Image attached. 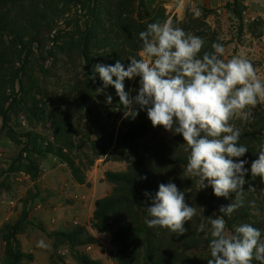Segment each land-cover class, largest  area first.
I'll return each mask as SVG.
<instances>
[{
	"label": "rangeland",
	"instance_id": "obj_1",
	"mask_svg": "<svg viewBox=\"0 0 264 264\" xmlns=\"http://www.w3.org/2000/svg\"><path fill=\"white\" fill-rule=\"evenodd\" d=\"M86 1L8 0L6 3L5 8L9 11L6 12L7 18L17 23L25 40H29L36 29H39L40 33L36 36L38 47L34 48L25 59L24 70L19 74L23 82L29 76L32 77L38 91L33 95H24L28 86L25 82L19 100L6 107V126H2L0 118V261L5 245L2 235L10 234L15 238L17 246L32 257L30 261L26 259L23 264H78L73 253L75 250L91 259L99 260L102 264L118 262L119 247L111 241L109 233H98L91 226V216L95 200L110 193L113 187V184L106 180L105 171H124L129 163L127 160L115 157L113 146L115 135L111 132L115 129L116 134L118 131L120 122L125 116L124 111L119 117L117 115L119 109L115 107L113 109L115 117L105 114V119L102 121L106 124L108 132L106 130L107 136L103 141H113L106 153H99V158L95 159L90 167L87 166L94 156L93 152L86 146L81 152L75 147L65 146V143L60 141L64 138L63 127L58 124V119L53 122L56 109L62 105H67L68 108L77 106L80 95H88L89 105L95 108L97 105L93 102L99 92L104 96L115 97L111 90L103 89L102 86L99 89L103 91L95 90L92 97L90 94L92 84L84 78L83 66L87 61L80 59L82 46L79 42L82 34L76 27L75 20L79 11L76 12L75 9L82 7ZM93 1L104 24V27L97 28L104 33V36H99L89 47L88 61L92 75H94V66L100 64L96 61L98 55L110 50L116 52L114 45L106 49L103 38H107L110 42L118 38L123 45L117 47L118 55L125 56L126 59L128 57L139 59L142 57V41L139 33L145 31L150 23L172 19L174 25L185 32L199 36L203 40L221 42L225 50L222 59L227 60L243 54L252 62L261 80H264V0H251V4L247 5L244 4L245 0H221L222 2L214 9L203 4L202 0H192V2L144 0L143 5L139 3L140 0H135L129 9L135 20V26L128 35L129 41L125 40L122 32L116 30L120 24L112 16V5L115 0ZM127 2L129 0H124V4ZM178 4L180 7L177 9ZM45 6H49V12L46 11ZM247 8L254 9L256 13L245 20L243 11ZM196 9L200 11L198 17L194 14ZM0 10L4 11V8ZM39 11L46 14L47 18H51L50 26H38L36 22L39 20L33 15L36 16ZM48 28L51 30L49 31ZM1 47L2 43H0V53ZM18 50L21 53L20 59L0 56L1 59L12 60L15 65L14 71L20 67L23 58L21 49ZM5 53L7 52L2 54ZM7 68L8 66H4V71ZM32 68H35L36 72ZM8 70L5 74H10ZM0 85H2L1 80ZM14 85V91L17 92L18 83L15 82ZM73 97L75 102H72ZM24 100H28V104H25ZM106 104L112 108V102ZM58 109L59 112L62 110V108ZM262 109L264 102L252 109L251 116L257 112L259 116ZM60 114L57 117H60ZM94 114L96 113L93 109ZM236 122L240 124L243 133L253 134L255 130L259 133L258 137L264 139V122L257 121L256 124L251 122L254 125L251 128L248 126L249 121L239 117H233L230 121L231 124ZM76 129L80 135L90 132L91 122L86 118V113L81 114ZM29 130L35 131L38 135L39 147L46 149L49 146L59 145L63 148L64 155H57L54 152L46 153L44 157L24 152L21 154L22 145H19L18 140L23 142L24 139H20L18 135ZM60 133L61 136L56 139ZM97 135L95 133L91 138ZM97 149L102 150V147L99 146ZM196 180L198 181V178ZM256 194L260 201V204H257L263 209L261 216H264V189L260 195ZM204 206L206 209L209 207L207 199H204ZM78 228L83 229L78 237L82 239L80 245H73L61 235ZM40 240H44L48 247H37V242Z\"/></svg>",
	"mask_w": 264,
	"mask_h": 264
},
{
	"label": "trees",
	"instance_id": "obj_2",
	"mask_svg": "<svg viewBox=\"0 0 264 264\" xmlns=\"http://www.w3.org/2000/svg\"><path fill=\"white\" fill-rule=\"evenodd\" d=\"M7 1L0 0V9L4 8V11L0 10V43H2L0 56L20 59L21 53L18 50L20 48L23 58L20 67L15 71V65L11 59L0 58V80L2 82V85H0V118L2 119V126H6V107L19 100L18 97L24 91L25 82L28 86L24 91V95H33L38 91L32 77L29 76L23 82L19 78V74L24 70L25 59L33 52L34 48L38 47L36 36H39V29L31 34L29 40H25V36L17 23L7 18L8 14L6 12H9L5 8ZM134 1L129 0L124 4V0H115L112 5V16L120 24L116 30L123 33L126 41H129L128 35L135 26L133 14L129 10ZM143 1L140 0L139 3L143 5ZM45 9L49 12V6H45ZM66 10L70 11V9ZM75 11H79L75 22L76 27L82 34L79 42V45L82 46L80 49L82 58L80 59L87 61L83 66L84 78L89 84H92L90 94L93 97L95 90L101 86L103 87V82L98 75H95L94 79L90 78L93 75L88 61V51L95 39L104 36V33L97 28L104 27L103 19L100 18L93 0H87L82 7L76 8ZM33 16L36 17V20H39L36 22L39 27L50 26L49 20L51 18H47L42 11ZM48 29L51 30V28ZM11 37L13 38L11 39ZM102 41L106 49L114 45L116 52L110 50L100 54L96 61L106 65H113L116 61H120L126 68L128 62L130 63V58L126 59L125 56H120L117 53V47L123 46L122 41L118 38L114 42H110L107 38H103ZM204 41L207 47L203 46L201 57L205 52L212 53L214 51L212 48L214 42L210 39H204ZM219 43L221 44V42ZM3 52L7 53L2 54ZM43 59H46V57H43ZM4 66H8L9 70L7 68L6 71L8 70L10 74H5ZM32 69L36 72L35 68ZM15 82L18 83L17 92L14 91ZM130 83L129 79L124 80L125 91L129 92L131 96H135L139 88V77L133 78L131 86ZM106 89L111 90L115 95L112 98V108L106 104L107 96L101 95L99 92V95H95V101L93 102L96 103V108L89 105L90 97L88 95H80L77 106H69L68 108L67 105H62L58 107L62 108L60 110L61 114L58 108L53 114V122L58 119V124L63 127L62 132H65L63 134L64 138L60 139L62 143H65V146L75 147L80 152L86 146L93 152L94 156H92L87 167L93 165L95 159L99 158V153H106L105 151L109 149L113 141H103L107 136L106 130L108 132L106 124L103 122L105 114L115 117L113 114L115 107L119 109L117 112L119 117L124 111L114 87L109 85ZM72 102H75V97H73ZM24 103L28 104V100H24ZM93 109L96 113L94 115ZM82 113H86V118L90 120L91 129L90 132L80 135L76 128ZM59 114L60 117H57ZM248 121L250 122L248 126L251 128L254 126L251 122L255 124L257 121L264 122V109H262L259 116L257 112ZM233 125L240 129V124L237 122ZM114 131L115 129L111 131L115 135L113 141L114 155L117 159L127 160L129 163L124 171H105L104 176L107 181L113 184V187L110 193L95 200L91 226L98 233H109L111 235V241L119 247L117 264H208V260L211 259L209 245L212 239L211 230L208 229L211 228L210 217L215 218L216 215H221L225 219L226 232H234L235 227L243 223H249L261 231V238L264 239V216H261L263 209L258 206L260 201H258L256 194L259 193L260 195L263 191L264 180L259 176L253 177L250 172L251 162L257 158L259 150L264 146V139L261 136L258 137V132L254 130L251 134L250 132L243 133L241 130L239 144L246 146L248 152L242 157L233 158V160L244 159L248 161L244 165L248 172L244 177L246 182L242 186L244 189V204L235 210L231 216H224L223 213L219 212V208L221 205L231 203L235 193H230L229 197L225 198L215 196L211 186L198 190L199 184L196 177L185 176L184 170L188 153L183 150L185 145L181 135L166 131L161 126L153 127L147 117L146 110L139 109L135 118L124 116L116 134ZM95 133L98 135L91 138ZM18 136L20 139H24L23 142L18 140L19 145H22L21 154L24 152L29 155L44 157L46 153L54 152L57 155H64L63 148L59 145L58 147L49 146L46 149L39 147L37 143L38 135L33 130L22 132ZM59 136H61V133L56 136V139H59ZM99 146L102 147V150L97 149ZM169 182L174 183L184 193L186 203L196 208V216L185 224L187 231L181 236H176L164 228H149L146 224V220L150 218L147 214V208L151 205V199L145 197L144 192L147 191L154 195L160 183ZM204 199H207L209 203L207 209L204 206ZM201 222L205 224L203 232L197 231ZM81 232H83V229L78 228L70 233H61V235L73 245H80L82 239L78 237H80ZM2 237L5 245L0 264H23L26 259L31 260L32 257L17 246L12 235L3 234ZM73 253L78 264H102L99 260L91 259L79 251L75 250ZM253 264H259V262L253 260Z\"/></svg>",
	"mask_w": 264,
	"mask_h": 264
},
{
	"label": "clouds",
	"instance_id": "obj_3",
	"mask_svg": "<svg viewBox=\"0 0 264 264\" xmlns=\"http://www.w3.org/2000/svg\"><path fill=\"white\" fill-rule=\"evenodd\" d=\"M194 14L198 17L199 9ZM139 38L141 58H131L126 68L120 61L96 64L90 78L98 73L103 89L114 87L126 117L135 118L138 109L146 110L153 127L181 135L188 153L185 176L198 178V190L211 186L217 197L235 193L231 203L219 208L224 216H231L244 204L242 186L248 172L247 160L233 158L244 156L248 148L239 144L241 130L230 121L233 117L250 120L252 109L264 102V80L243 54L222 59L225 50L220 43L212 44V53L199 56L204 40L175 26L172 19L148 24ZM134 77H139V88L131 96L124 80ZM106 101L112 102L111 95ZM250 172L264 180V146L251 162ZM144 195L151 199L147 227L164 228L176 236L186 233L185 224L196 216V208L186 203L174 183H160L154 195L147 191ZM210 225L208 264H253V260L264 264V240L258 228L243 223L226 232L221 215L210 217ZM204 229L201 222L197 231ZM37 247L48 245L40 240Z\"/></svg>",
	"mask_w": 264,
	"mask_h": 264
},
{
	"label": "crops",
	"instance_id": "obj_4",
	"mask_svg": "<svg viewBox=\"0 0 264 264\" xmlns=\"http://www.w3.org/2000/svg\"><path fill=\"white\" fill-rule=\"evenodd\" d=\"M188 2H192V0H188ZM222 1L221 0H202V3L207 5L208 7H213V9L219 4L221 3ZM251 2V0H245L244 4L247 5ZM251 4V3H250ZM180 7V5L178 4L177 5V9ZM176 9V10H177ZM256 11L253 9L251 10V8H247L243 11V15H244V18L245 20H247V18L249 19V17L251 15H255ZM264 40V38H263Z\"/></svg>",
	"mask_w": 264,
	"mask_h": 264
},
{
	"label": "built area",
	"instance_id": "obj_5",
	"mask_svg": "<svg viewBox=\"0 0 264 264\" xmlns=\"http://www.w3.org/2000/svg\"><path fill=\"white\" fill-rule=\"evenodd\" d=\"M20 181H22V178H21V180Z\"/></svg>",
	"mask_w": 264,
	"mask_h": 264
}]
</instances>
